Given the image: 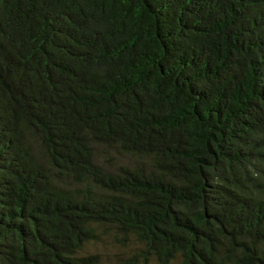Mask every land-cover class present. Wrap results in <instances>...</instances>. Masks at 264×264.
I'll return each mask as SVG.
<instances>
[{
	"label": "trees",
	"instance_id": "16d2710c",
	"mask_svg": "<svg viewBox=\"0 0 264 264\" xmlns=\"http://www.w3.org/2000/svg\"><path fill=\"white\" fill-rule=\"evenodd\" d=\"M264 264V0H0V264Z\"/></svg>",
	"mask_w": 264,
	"mask_h": 264
},
{
	"label": "rangeland",
	"instance_id": "374dc122",
	"mask_svg": "<svg viewBox=\"0 0 264 264\" xmlns=\"http://www.w3.org/2000/svg\"><path fill=\"white\" fill-rule=\"evenodd\" d=\"M94 251L100 252L105 259L106 264H126L128 262L126 249L122 244L112 239H105L101 243L97 244V248L93 247ZM149 264H157L156 262H151ZM173 264H180L179 261Z\"/></svg>",
	"mask_w": 264,
	"mask_h": 264
}]
</instances>
